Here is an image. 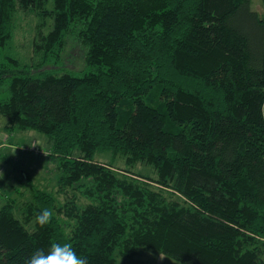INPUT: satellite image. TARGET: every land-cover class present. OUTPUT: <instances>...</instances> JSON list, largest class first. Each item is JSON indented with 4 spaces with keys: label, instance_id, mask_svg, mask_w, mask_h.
Instances as JSON below:
<instances>
[{
    "label": "trees",
    "instance_id": "obj_1",
    "mask_svg": "<svg viewBox=\"0 0 264 264\" xmlns=\"http://www.w3.org/2000/svg\"><path fill=\"white\" fill-rule=\"evenodd\" d=\"M19 10L53 19L29 64L10 50ZM69 37L78 71L54 68ZM32 130L61 176L55 192L0 206V264L66 240L89 264L149 249L264 264V10L252 0H0V141ZM107 152L130 168L96 160ZM43 208L54 219L41 228Z\"/></svg>",
    "mask_w": 264,
    "mask_h": 264
},
{
    "label": "rangeland",
    "instance_id": "obj_2",
    "mask_svg": "<svg viewBox=\"0 0 264 264\" xmlns=\"http://www.w3.org/2000/svg\"><path fill=\"white\" fill-rule=\"evenodd\" d=\"M51 2L47 4L51 8ZM252 8L263 12L262 0H252ZM16 29L14 38L10 43V50L13 55L22 63L29 64L38 61L39 57L34 53L33 45L39 27L45 31L51 28L52 18H44L36 12L19 10L17 12ZM66 59L54 67L57 70L62 68L68 70H81L84 68L83 49L74 37L67 40L65 51ZM5 135V134H4ZM0 141V206L7 198H18L20 201L30 197L34 189L41 188L55 192L58 186V179L61 176L59 160L50 156L51 146L46 136L36 131L16 132L10 138ZM96 160L107 163H114L119 168H130L126 159L121 155L116 158L110 153H99ZM141 175L151 176L155 174L153 167L144 163L132 165ZM64 200V195H59ZM118 264H129L125 259L118 256ZM130 262L131 264H181L178 261L162 254L161 252L149 249L140 251Z\"/></svg>",
    "mask_w": 264,
    "mask_h": 264
},
{
    "label": "clouds",
    "instance_id": "obj_3",
    "mask_svg": "<svg viewBox=\"0 0 264 264\" xmlns=\"http://www.w3.org/2000/svg\"><path fill=\"white\" fill-rule=\"evenodd\" d=\"M53 219L54 211L43 208L36 215L35 222L39 227L44 228ZM23 264H89V261L87 257L78 255L73 244L66 240L63 243L52 242L47 251L43 248L35 250L23 260Z\"/></svg>",
    "mask_w": 264,
    "mask_h": 264
}]
</instances>
